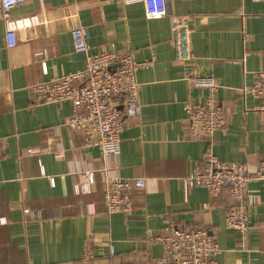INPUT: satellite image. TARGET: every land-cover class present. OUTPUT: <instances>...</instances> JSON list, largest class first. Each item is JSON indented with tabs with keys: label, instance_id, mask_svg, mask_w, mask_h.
I'll return each mask as SVG.
<instances>
[{
	"label": "crops",
	"instance_id": "obj_1",
	"mask_svg": "<svg viewBox=\"0 0 264 264\" xmlns=\"http://www.w3.org/2000/svg\"><path fill=\"white\" fill-rule=\"evenodd\" d=\"M166 4L160 19H148L142 1L23 0L12 10L17 18L74 6L86 30L81 50L66 24L63 30H21L9 47L0 14V264H150L164 253L151 237L169 225L207 229L222 249L216 264H264V182L249 183L245 247L226 224L229 192L212 196L204 187L184 186L210 149L224 163H246L252 176L264 157L261 100L245 93L264 69V1ZM176 17L190 20L193 59L185 63L175 58ZM112 45L150 62L137 72L141 114L126 120L118 156L86 147L83 135L66 125L73 113L69 101L37 104L27 89L84 70L89 55ZM194 76L218 81L228 116L227 127L210 139L188 135L186 103L208 96L194 86ZM88 171L94 173L92 184L84 176ZM107 177L146 180L143 189L131 192L130 214L107 212ZM92 235L95 258L86 261L84 244Z\"/></svg>",
	"mask_w": 264,
	"mask_h": 264
},
{
	"label": "built area",
	"instance_id": "obj_2",
	"mask_svg": "<svg viewBox=\"0 0 264 264\" xmlns=\"http://www.w3.org/2000/svg\"><path fill=\"white\" fill-rule=\"evenodd\" d=\"M22 1L0 0V14L6 21V41L9 47L17 44V33L21 30L38 26L52 28L55 25L63 30L66 24L74 37L75 47L86 49V30L81 25L74 6L15 18L12 10ZM132 1L144 3L148 19H160L167 15L166 0H125ZM190 34L189 18L176 17L172 20L171 35L178 62L185 63L193 59ZM149 64L148 61H137L132 52L117 51L112 45L109 51L89 55L84 70L64 75L57 81H38L28 85L27 89L37 104H61L69 101L73 113L66 119V125L83 135L86 147H98L104 155L118 156L121 153V135L126 129V120L141 114L137 72ZM45 70L47 71L46 68ZM192 83L195 87L206 89L208 96L202 103H186L188 135L193 140L210 139L228 125V116L219 102L220 85L212 76H194ZM245 93L260 99L261 111L264 112V69L257 72L252 87L245 89ZM57 157L61 158L62 155ZM84 176L89 184L94 183L92 171L86 172ZM251 180L264 182V157L252 176L246 163H224L211 149L184 179L186 189L204 187L212 196H218L224 190L229 192L231 204L226 212V224L240 233L241 247H245L251 227L247 200ZM145 184L144 178L128 180L107 177L103 192L107 212L130 214L134 209L131 192L133 189H143ZM151 239L161 243L164 253L160 259L150 264H216L222 253L219 243L207 229H181L169 225ZM93 240L92 235L84 244L86 261L95 258ZM109 255L111 258L116 256L113 246L110 247ZM117 264L138 263L121 261Z\"/></svg>",
	"mask_w": 264,
	"mask_h": 264
}]
</instances>
